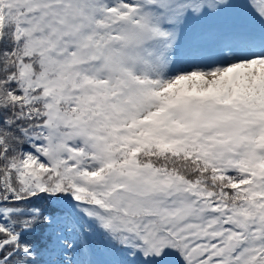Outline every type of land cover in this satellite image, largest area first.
Returning a JSON list of instances; mask_svg holds the SVG:
<instances>
[{"label": "snow or ice", "instance_id": "obj_1", "mask_svg": "<svg viewBox=\"0 0 264 264\" xmlns=\"http://www.w3.org/2000/svg\"><path fill=\"white\" fill-rule=\"evenodd\" d=\"M0 264H264V0H0Z\"/></svg>", "mask_w": 264, "mask_h": 264}]
</instances>
